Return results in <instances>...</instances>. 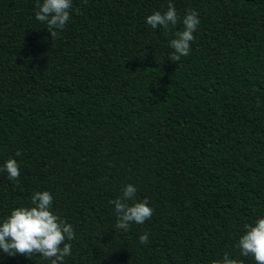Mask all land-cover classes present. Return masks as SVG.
I'll use <instances>...</instances> for the list:
<instances>
[{
  "label": "trees",
  "instance_id": "1",
  "mask_svg": "<svg viewBox=\"0 0 264 264\" xmlns=\"http://www.w3.org/2000/svg\"><path fill=\"white\" fill-rule=\"evenodd\" d=\"M169 2L72 0L53 38L36 0H0V168H20L0 171V221L48 191L76 233L64 264H255L236 245L264 216V0H171L178 23L152 29ZM189 9L200 24L177 64ZM128 184L153 215L124 231L109 201Z\"/></svg>",
  "mask_w": 264,
  "mask_h": 264
},
{
  "label": "clouds",
  "instance_id": "2",
  "mask_svg": "<svg viewBox=\"0 0 264 264\" xmlns=\"http://www.w3.org/2000/svg\"><path fill=\"white\" fill-rule=\"evenodd\" d=\"M35 19L46 23L47 30L54 38L57 30H62L70 19L72 0H36ZM146 23L152 29L168 28L178 23V14L171 0L167 11H155L146 17ZM183 30L176 33L169 42L172 50L168 59L174 63L181 61L191 51L190 44L195 39L200 20L195 10H186L183 17ZM17 156L21 155L19 151ZM0 171L7 173L10 181L19 182L20 168L14 158L7 159ZM137 189L128 184L122 187L121 195L109 201L114 205L116 215L115 228L128 231L131 224H144L153 215L147 198L137 201ZM53 197L48 191H37L31 196L30 206H20L11 210L10 215L0 221V251L8 255H39L51 264H64L65 258L72 254V245L66 241L74 240L76 233L71 224L52 211ZM244 234L239 237L236 247L241 256L254 259L255 264H264V216L257 217L254 225L246 224ZM139 242L146 245L149 234L139 235ZM211 264H241L238 259L225 254Z\"/></svg>",
  "mask_w": 264,
  "mask_h": 264
}]
</instances>
